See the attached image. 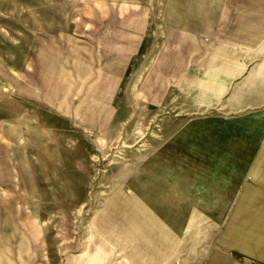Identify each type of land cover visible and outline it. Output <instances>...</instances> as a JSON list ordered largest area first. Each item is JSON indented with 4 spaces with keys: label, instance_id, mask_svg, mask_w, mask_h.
Instances as JSON below:
<instances>
[{
    "label": "rangeland",
    "instance_id": "1",
    "mask_svg": "<svg viewBox=\"0 0 264 264\" xmlns=\"http://www.w3.org/2000/svg\"><path fill=\"white\" fill-rule=\"evenodd\" d=\"M238 3L234 14L262 13L264 26V0ZM188 5L0 0V264L148 259L153 249L140 246L142 231L131 226L142 219L131 214L141 205L142 187L174 152L188 158L178 147L191 141L190 127L205 121L216 127L233 117L221 103L194 101L199 87L192 91L189 82L200 76L198 60L208 63L214 55L192 62L171 31L165 35L177 24L168 16L187 13ZM249 34L227 39L245 49L264 43L263 28L259 39L244 37ZM102 53H116L114 67L100 63ZM262 57L239 60L253 65ZM96 63L117 71L116 79H96Z\"/></svg>",
    "mask_w": 264,
    "mask_h": 264
},
{
    "label": "crops",
    "instance_id": "2",
    "mask_svg": "<svg viewBox=\"0 0 264 264\" xmlns=\"http://www.w3.org/2000/svg\"><path fill=\"white\" fill-rule=\"evenodd\" d=\"M238 5V0H189L187 13L168 16L177 24L165 35L171 31L190 61L214 55L208 63L199 58L200 76L189 80L192 91L199 87L194 101L221 103L233 117L216 127L210 121L190 127L191 141L178 147L188 158L174 152V159L158 166L155 181L142 187L141 205L131 209L142 217L131 222L133 232L142 231L140 246L153 249L142 264H164L169 258L170 264H264V43L245 49L227 39L244 32L252 33L245 38L259 39L264 26L262 13L234 14L231 9ZM141 42L148 51V40ZM102 54L100 63L114 67L116 53ZM248 54L263 57L253 65L239 60ZM96 65V79H116L117 71ZM245 71L250 73L232 84ZM182 248H187L184 259Z\"/></svg>",
    "mask_w": 264,
    "mask_h": 264
}]
</instances>
